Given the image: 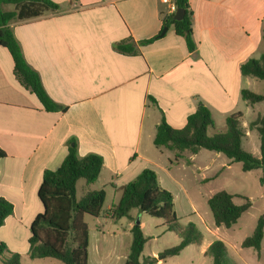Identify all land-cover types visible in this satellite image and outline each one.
Masks as SVG:
<instances>
[{
    "label": "crops",
    "instance_id": "0c3cea01",
    "mask_svg": "<svg viewBox=\"0 0 264 264\" xmlns=\"http://www.w3.org/2000/svg\"><path fill=\"white\" fill-rule=\"evenodd\" d=\"M52 1L59 5L58 10L14 21L11 26L25 60L39 74L59 110L44 108L17 76L10 52L0 46V149L6 154L0 160V197L14 206L13 214L0 227V243L10 248L9 239L22 238L26 253L32 222L43 211L37 196L42 174L60 168L75 143L80 157L94 153L103 158L98 180L86 182L81 196L105 192L103 212L95 222L108 227L117 222L110 210L120 201L121 188L146 169L153 170L160 186L171 193L168 185L174 183L195 210L168 166V162L173 165L175 153L154 144L163 121L182 129L187 118L204 105L215 123L208 133L214 135L226 130L229 116L242 113L244 119L251 111L252 120L246 124L241 121L244 140L256 131L250 130V124L264 114V102L250 105L242 98L245 89L264 95L254 88L259 84L254 80L259 79L241 72L242 65L264 54V0H189L194 51L173 26H166L176 13L171 3ZM4 9L13 11L15 7L6 5ZM159 35L155 41L142 44ZM120 44L133 45L134 52L119 51ZM202 151H186L175 163L190 154L188 159L195 165ZM252 154L260 156V146ZM126 218L131 233L135 218L131 212ZM87 225L89 264H125L128 256L122 258L116 251L115 238L121 233L110 235L114 250H104L103 243L110 240L106 233L92 234ZM144 226L142 221L143 232ZM211 243H205L203 236L202 244H192L158 264L179 260L182 254L190 258L176 264H192L196 258H207L205 252ZM142 257L141 261L146 259ZM148 257L157 258L158 253ZM35 260L54 264L50 258Z\"/></svg>",
    "mask_w": 264,
    "mask_h": 264
},
{
    "label": "trees",
    "instance_id": "16d2710c",
    "mask_svg": "<svg viewBox=\"0 0 264 264\" xmlns=\"http://www.w3.org/2000/svg\"><path fill=\"white\" fill-rule=\"evenodd\" d=\"M176 9L185 11L182 20H174L171 15L166 23L173 26L175 33L183 37L190 51L195 50L192 38V13L189 0H173ZM6 5H13V11H6ZM59 5L52 0H0V46L6 48L15 63V72L23 83L31 88L44 108L54 112L60 107L47 94L39 74L34 71L24 58L21 46L16 39L11 24L17 20H29L41 16L45 11L58 10ZM160 37L145 40L148 44ZM264 41V35H263ZM117 49L123 53H133L131 44H120ZM244 76L264 81V54L251 59L241 67ZM242 98L250 105L264 102V95L251 90H243ZM242 113H236L226 119V130L219 134L209 135L215 123L211 111L204 105L187 118L182 129H175L163 121L157 128L154 144L175 153L176 162L186 151L197 154L200 150L221 153L232 162L242 164L245 172L261 169V184L264 187V114L253 121L249 128L256 130L260 138V156H254L242 146L245 136L242 128ZM6 156L0 149V160ZM103 168V158L97 154L80 157L76 143L69 148L61 167L57 170H45L37 189V196L43 211L36 216L31 225L29 239V257L35 259H54L63 264H89V228L85 216H101L106 200L103 190L87 192L77 197V183L85 180L95 183ZM120 201L110 210L112 218L120 220L129 217L130 212L138 209L153 218L163 220L167 232H175L180 243L158 254L141 261L148 239L140 224L131 229L132 242L125 264H158L160 260L178 256L192 244L200 245L203 235L193 223L181 226L174 209V198L171 192L163 189L157 174L150 169L144 170L133 182L121 188ZM235 195L226 191L215 193L208 200L216 227L231 228L252 206L249 199L242 205L234 203ZM14 212V206L7 199L0 197V227ZM264 239V215L258 220L253 234L246 238L243 248H251L260 253ZM6 253L10 256L6 257ZM212 259V264H231L228 248L222 240L210 244L205 252ZM1 264H23L19 253H12L4 243H0Z\"/></svg>",
    "mask_w": 264,
    "mask_h": 264
},
{
    "label": "rangeland",
    "instance_id": "374dc122",
    "mask_svg": "<svg viewBox=\"0 0 264 264\" xmlns=\"http://www.w3.org/2000/svg\"><path fill=\"white\" fill-rule=\"evenodd\" d=\"M254 81L259 83L254 88L258 92L263 93L264 81ZM252 118L253 114L250 111V115H246L242 121L246 124ZM243 145L251 153L258 152L260 146L259 133L253 131L250 138L243 140ZM189 156L190 154L186 157L184 156L178 164L173 162V165H170L168 162L172 175L179 179L190 200L194 203L195 210L186 203L183 192L174 183H169L168 186L173 190L174 209L181 226L185 227L188 223L195 224L204 236L205 243L222 240L228 248L231 264H264V239L262 244L263 250L260 253L254 249L242 247L243 241L253 234L259 218L264 215V187L261 184V178L263 176L262 170L256 169L245 172L241 163L232 162L223 154L217 157L216 152L208 150L201 152L194 162L195 165L189 161ZM172 160L174 161V157H172ZM84 185H86V181L80 180L77 186L78 198L81 197V191ZM219 191H226L235 195L234 203L236 205L244 204L245 199H249L252 203L251 208L231 228L216 227L207 202L208 198ZM110 200L109 198L108 204ZM131 214L135 218V223L138 220L145 223L144 232L148 241L144 248L143 259L152 256L156 252L160 254L164 250L179 244L178 234L175 232H167L164 229L163 220L153 218L145 213H140L138 209L132 210ZM85 221L86 223L88 222L92 234L104 232L106 233V237L110 239L106 243H103L102 247L104 250H114V238L110 235L121 233L119 238L118 236L115 238L116 251L122 258L128 256L132 242V235L127 231L129 224L128 218L125 217L117 220V222L108 227L106 225H97L95 218L89 215L85 216ZM21 235H25L24 230ZM2 237L3 234L0 232V242ZM9 240V251L12 253L19 251L23 254V261H21L23 264H45L42 260H33L29 257L28 253H26V245L23 243L22 238L20 240ZM9 256L10 254L6 253V257ZM186 256L190 258L188 254H182L178 258L179 260H167L165 264H176V261H181ZM49 261L54 264H63L54 259H50ZM192 264H212V259L210 257L202 258V260L196 258Z\"/></svg>",
    "mask_w": 264,
    "mask_h": 264
},
{
    "label": "water",
    "instance_id": "95a60500",
    "mask_svg": "<svg viewBox=\"0 0 264 264\" xmlns=\"http://www.w3.org/2000/svg\"><path fill=\"white\" fill-rule=\"evenodd\" d=\"M184 15H185V11L182 10V9H178L174 15V20L176 21H179V20H182L184 18ZM166 28L163 30L162 34H164L166 32ZM141 222L138 220L136 222V224H140Z\"/></svg>",
    "mask_w": 264,
    "mask_h": 264
},
{
    "label": "built area",
    "instance_id": "2783aa9c",
    "mask_svg": "<svg viewBox=\"0 0 264 264\" xmlns=\"http://www.w3.org/2000/svg\"><path fill=\"white\" fill-rule=\"evenodd\" d=\"M163 2L165 3H171L172 4V9H173V12L175 13V11H177L174 3H173V0H162Z\"/></svg>",
    "mask_w": 264,
    "mask_h": 264
}]
</instances>
